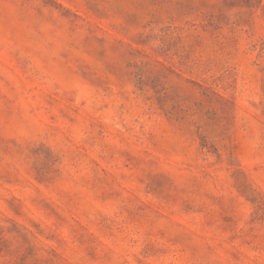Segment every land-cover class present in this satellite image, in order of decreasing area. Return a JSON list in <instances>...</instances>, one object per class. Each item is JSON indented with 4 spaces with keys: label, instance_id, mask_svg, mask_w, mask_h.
<instances>
[{
    "label": "rangeland",
    "instance_id": "374dc122",
    "mask_svg": "<svg viewBox=\"0 0 264 264\" xmlns=\"http://www.w3.org/2000/svg\"><path fill=\"white\" fill-rule=\"evenodd\" d=\"M0 264H264V0H0Z\"/></svg>",
    "mask_w": 264,
    "mask_h": 264
}]
</instances>
